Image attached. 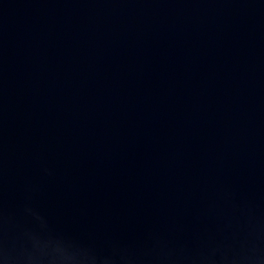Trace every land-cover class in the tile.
Returning <instances> with one entry per match:
<instances>
[{
	"label": "water",
	"instance_id": "obj_1",
	"mask_svg": "<svg viewBox=\"0 0 264 264\" xmlns=\"http://www.w3.org/2000/svg\"><path fill=\"white\" fill-rule=\"evenodd\" d=\"M0 264H264V0H0Z\"/></svg>",
	"mask_w": 264,
	"mask_h": 264
}]
</instances>
